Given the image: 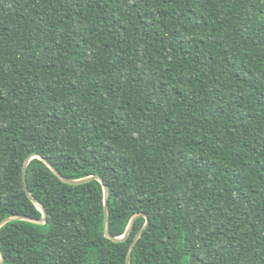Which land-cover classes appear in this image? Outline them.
<instances>
[{"label":"trees","instance_id":"obj_1","mask_svg":"<svg viewBox=\"0 0 264 264\" xmlns=\"http://www.w3.org/2000/svg\"><path fill=\"white\" fill-rule=\"evenodd\" d=\"M4 264H264V0H0ZM1 261V256H0ZM200 264V263H194Z\"/></svg>","mask_w":264,"mask_h":264},{"label":"water","instance_id":"obj_2","mask_svg":"<svg viewBox=\"0 0 264 264\" xmlns=\"http://www.w3.org/2000/svg\"><path fill=\"white\" fill-rule=\"evenodd\" d=\"M35 157H39V155H32L30 157H28L25 161V164H24V167H23V180H24V186H25V191L26 193L28 194V196L36 203L39 205L41 211L43 212V217L39 220H34V219H29V218H25V217H22V216H14V217H9L5 220H3L1 223H0V228L13 221V220H27V221H32V222H36V223H39V224H44L46 223L47 221V211L46 209L41 205L39 204L38 201H36L30 191H29V188H28V185H27V169H28V165L30 163V161L35 158ZM45 163L50 167V169L53 170V172L65 183L67 184H71V185H80V184H84V183H87L91 180H98L99 182H101L103 184V188H104V195H105V204H104V209H105V215H106V221H105V235L107 238H109L110 240H112L113 242H124L131 234V231H132V228L136 222V220L140 217V216H144L147 221H146V224L143 226V228L140 230V232L137 234V236L135 237V239L133 240L131 246H130V249H129V252H128V256H127V264H131V260H132V254H133V251H134V248L137 244V242L139 241V239L141 238L143 232L145 231V229L148 227L149 223H150V218L145 215V214H136L133 216V218L131 219V222L129 224V227L127 228L125 234L121 237H114L112 236V234L110 233V214H109V198H110V190H109V187L104 183V180L103 178H101L99 175H95V176H90V177H87V178H84V179H80V180H72V179H68L64 176H62L59 171L53 166L51 165L46 159H44ZM0 256H1V261H0V264H4V257H3V253L0 249ZM190 263L191 264H194V263H200V264H203V262L200 260L199 257H196V256H192L190 258Z\"/></svg>","mask_w":264,"mask_h":264}]
</instances>
